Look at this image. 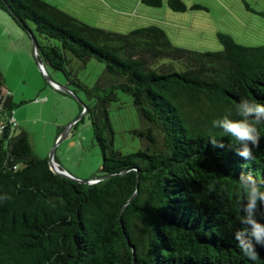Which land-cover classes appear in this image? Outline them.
<instances>
[{"label": "trees", "instance_id": "trees-1", "mask_svg": "<svg viewBox=\"0 0 264 264\" xmlns=\"http://www.w3.org/2000/svg\"><path fill=\"white\" fill-rule=\"evenodd\" d=\"M166 4L188 10L181 0ZM0 10L34 35L46 73V66L62 73L73 94L86 96L80 112L102 157L90 180L105 177L81 184L53 173L29 135L9 122L14 105L3 96L0 72V264H264V245L252 261L234 241L249 227L238 219L246 215L239 180L264 181V120L254 122L260 140L250 161L211 124L225 114L237 118L240 101L264 102V44L243 46L217 33L222 50L197 52L173 46L157 26L109 32L43 0H0ZM91 59L104 65L110 85L89 87L67 70L73 60ZM117 93L150 125L135 132L141 145L129 154L114 146L109 108Z\"/></svg>", "mask_w": 264, "mask_h": 264}, {"label": "rangeland", "instance_id": "rangeland-1", "mask_svg": "<svg viewBox=\"0 0 264 264\" xmlns=\"http://www.w3.org/2000/svg\"><path fill=\"white\" fill-rule=\"evenodd\" d=\"M43 1L89 26L118 34L154 25L166 33L173 46L197 52L222 50L217 33L228 35L243 46L264 44V0H181L188 9L184 13L173 12L166 0H162L160 8L145 6L140 0ZM34 57L30 38L0 10L3 85L20 101L13 114L17 112V117L28 121L23 126H27L34 154L47 159L52 154L58 169L81 181L90 180L100 168L102 157L88 115L80 112L81 104H88L87 98L78 92L74 99L48 85ZM159 63L151 65L156 67ZM46 68L54 83L67 86L62 73ZM67 70L89 87L99 80L102 86L112 81L104 75V65L93 59L85 63L73 60ZM117 99L109 108L114 146L122 154L133 153L141 145V138L135 132L146 130L150 125L137 115L129 96L117 93ZM153 130L159 141L160 136ZM58 132L59 137L63 136L61 141L55 140Z\"/></svg>", "mask_w": 264, "mask_h": 264}, {"label": "clouds", "instance_id": "clouds-1", "mask_svg": "<svg viewBox=\"0 0 264 264\" xmlns=\"http://www.w3.org/2000/svg\"><path fill=\"white\" fill-rule=\"evenodd\" d=\"M238 110L237 118H231L228 114L214 119L211 124L215 129L222 130L224 135L242 145V150L237 155L245 160L254 158L253 149L257 147L260 136L254 122L264 120V102L252 103L251 107H245L240 101L235 105ZM212 145L223 148L224 144L210 140ZM240 190L243 195V203L239 205V210L246 215L239 216L241 223L249 227L235 232L234 241L236 247L252 261L259 259L256 245H264V181L252 176H241L239 180ZM246 201V203H245ZM255 241V243L253 242ZM238 242V243H237Z\"/></svg>", "mask_w": 264, "mask_h": 264}, {"label": "water", "instance_id": "water-1", "mask_svg": "<svg viewBox=\"0 0 264 264\" xmlns=\"http://www.w3.org/2000/svg\"><path fill=\"white\" fill-rule=\"evenodd\" d=\"M30 40H31V46H32L33 54L35 55V57H34L35 63H36V65H37L38 69H39L40 71H42L45 80H46L51 86H56L57 90H59L61 93L65 94V95H67V96H69V97H72V98L76 99V98H77L76 95L73 94V92H72L71 90H69V88H68L67 86H63V87H62V86L57 85L56 83H54V82L52 81L51 77H49V75L46 73V70L44 69V66H43V64L41 63V61H39V60L36 58V49H35V48H36V47H35V46H36V38L34 37V35H33L32 33L30 34ZM81 106H84V105L81 104ZM84 112H85V110H84L82 113H84ZM62 138H63V136L59 137L58 141H61ZM51 157H52V154H51V156H50V159H48V166H49V169H50L53 173H56V174H58V175H60V176H62V177L68 178V179H70V180H73V181H75V182H77V183H81V184H92L93 181H99V180H102V179L105 178V177H99V178L92 179V180L81 181V180H79V179H76V178L72 177L71 175H69V174L66 173L65 171H61V170H59L58 168H56V167H55L56 165H55V163L53 162V160H52Z\"/></svg>", "mask_w": 264, "mask_h": 264}, {"label": "crops", "instance_id": "crops-1", "mask_svg": "<svg viewBox=\"0 0 264 264\" xmlns=\"http://www.w3.org/2000/svg\"><path fill=\"white\" fill-rule=\"evenodd\" d=\"M28 52H29V56H30V60H31V55H30L31 54L30 53L31 51L29 50V48H28ZM32 52H33V50H32ZM2 92H3V96L4 97H9L10 102L14 105V109H13V111H14L15 108L17 107L16 104L17 103H20V101L16 99V94L15 93H12L11 92V89H9V87H7L6 85L3 86ZM13 113L14 112H12V117H15L14 120H15V123L17 125V129L15 130V132L16 131H19V130H23V131H25L29 135V133L27 131V126H23V125H28V121L25 120V119H23V118L17 117L18 116L17 112L15 114H13ZM59 136H60V132H58L56 134L55 140H57L59 138ZM29 140H30V135H29ZM30 144H31V147H32V150H33L34 147H33L32 143H31V140H30ZM33 153H34V151H33Z\"/></svg>", "mask_w": 264, "mask_h": 264}, {"label": "built area", "instance_id": "built-area-1", "mask_svg": "<svg viewBox=\"0 0 264 264\" xmlns=\"http://www.w3.org/2000/svg\"><path fill=\"white\" fill-rule=\"evenodd\" d=\"M54 89L57 90L56 86H52ZM9 122L14 126V127H17L16 123H15V120L13 117H11L9 119ZM3 130V126H0V132ZM56 167V166H55ZM96 181H93V183H95Z\"/></svg>", "mask_w": 264, "mask_h": 264}, {"label": "bare ground", "instance_id": "bare-ground-1", "mask_svg": "<svg viewBox=\"0 0 264 264\" xmlns=\"http://www.w3.org/2000/svg\"><path fill=\"white\" fill-rule=\"evenodd\" d=\"M57 168V167H56Z\"/></svg>", "mask_w": 264, "mask_h": 264}]
</instances>
